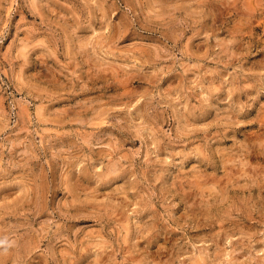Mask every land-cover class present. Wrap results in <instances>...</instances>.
<instances>
[{
  "label": "rangeland",
  "instance_id": "rangeland-1",
  "mask_svg": "<svg viewBox=\"0 0 264 264\" xmlns=\"http://www.w3.org/2000/svg\"><path fill=\"white\" fill-rule=\"evenodd\" d=\"M0 264H264V0H0Z\"/></svg>",
  "mask_w": 264,
  "mask_h": 264
}]
</instances>
